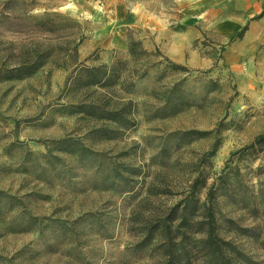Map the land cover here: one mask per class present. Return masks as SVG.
<instances>
[{"label":"rangeland","instance_id":"1","mask_svg":"<svg viewBox=\"0 0 264 264\" xmlns=\"http://www.w3.org/2000/svg\"><path fill=\"white\" fill-rule=\"evenodd\" d=\"M95 4L97 11L85 12L78 0H0V264H162L164 236L138 247L148 221L199 173L205 198L231 153L264 133V86L236 75L224 45L200 51L192 64L189 51L180 61L158 45L153 26L176 24L174 0ZM111 64L116 85L87 83L89 67L103 74ZM177 82L186 102L173 112L161 102ZM105 103L126 109L133 125L83 110ZM64 138L90 147L95 161L100 156L104 177L93 159L58 146ZM240 155L233 165L256 189L264 145ZM133 167L126 186L121 173ZM220 207L242 214L227 195ZM248 216L242 222L252 223ZM29 218L47 225L44 234ZM234 239L255 248L252 235ZM255 249L263 258L264 249Z\"/></svg>","mask_w":264,"mask_h":264},{"label":"trees","instance_id":"2","mask_svg":"<svg viewBox=\"0 0 264 264\" xmlns=\"http://www.w3.org/2000/svg\"><path fill=\"white\" fill-rule=\"evenodd\" d=\"M133 48L132 43L130 49L133 51ZM41 65L40 62L36 63L28 70V73L34 72ZM87 72L86 81L91 84L114 86L120 80L116 64H111L104 69L103 74L97 67H89ZM20 74L19 77L23 76L24 71H20ZM182 93L180 83L172 85L164 92L162 107H172L173 112L180 110L182 104L186 102ZM83 110L91 115L111 119L125 127L133 125L134 122L124 111L126 109L112 108L106 103L103 106L90 105ZM220 144L221 140H216L208 155H214ZM263 145L264 133H260L250 144L233 151L222 172L208 187L203 199L200 193L202 188L207 186L206 176L201 173L195 176L188 191L174 205L163 215L148 221L144 237L138 243V247L146 246L162 235L165 237L163 242L166 244L162 264H264V257L258 255L255 249H264V182H260L255 189L254 184L242 179L240 168L235 167L232 162L236 154L244 156L248 150L253 148L257 150ZM58 146L78 154L80 158L88 156L96 160L95 153L90 147L74 142L71 138L61 139ZM98 160L95 161L97 162L96 171L101 172L104 177V160L100 156ZM133 168H129L130 173H121L126 186L131 185L132 174L137 173V169ZM233 172L234 176H232ZM239 186L244 188L236 190L235 188ZM225 195L238 204V209L242 212L241 217L220 207V198ZM9 199L14 200V197L11 196ZM246 214L252 219V223L242 222V217ZM28 224L36 227L41 235L47 227L39 218H29ZM52 234L54 237L60 235L54 229ZM238 234L252 235L256 251L247 249L241 242L234 239ZM191 241H193L192 246L189 244Z\"/></svg>","mask_w":264,"mask_h":264},{"label":"crops","instance_id":"3","mask_svg":"<svg viewBox=\"0 0 264 264\" xmlns=\"http://www.w3.org/2000/svg\"><path fill=\"white\" fill-rule=\"evenodd\" d=\"M78 1L81 11L98 10L96 0ZM174 1L179 13L176 24L165 21L153 26L158 45L180 61L189 51L194 59L190 64L196 63L200 51L224 45V61L236 75L264 86V0ZM130 18L132 23L140 20L136 13Z\"/></svg>","mask_w":264,"mask_h":264}]
</instances>
